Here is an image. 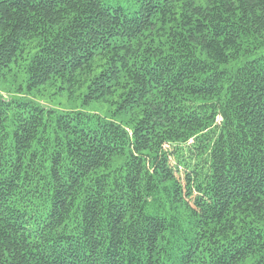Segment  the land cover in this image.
Instances as JSON below:
<instances>
[{
    "label": "trees",
    "instance_id": "16d2710c",
    "mask_svg": "<svg viewBox=\"0 0 264 264\" xmlns=\"http://www.w3.org/2000/svg\"><path fill=\"white\" fill-rule=\"evenodd\" d=\"M9 78L0 264H264V0H0Z\"/></svg>",
    "mask_w": 264,
    "mask_h": 264
},
{
    "label": "rangeland",
    "instance_id": "374dc122",
    "mask_svg": "<svg viewBox=\"0 0 264 264\" xmlns=\"http://www.w3.org/2000/svg\"><path fill=\"white\" fill-rule=\"evenodd\" d=\"M111 4L120 3L127 8L133 7L134 0H106ZM21 80V79H20ZM20 80L14 81L9 78L4 84L0 85V91L6 97L7 92H10V88L17 86ZM22 84H25L22 82ZM28 96L38 102L45 108H53L58 111L66 110H80L88 114H99L102 116H109L111 114L110 107L107 103L91 102L84 103L82 95L79 92H75L73 96H70L68 90H61L55 86L45 87L38 91L27 92Z\"/></svg>",
    "mask_w": 264,
    "mask_h": 264
}]
</instances>
